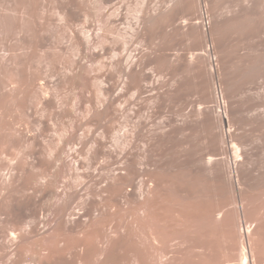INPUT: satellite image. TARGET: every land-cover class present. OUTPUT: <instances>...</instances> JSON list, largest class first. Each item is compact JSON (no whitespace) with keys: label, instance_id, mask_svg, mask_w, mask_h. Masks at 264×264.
Returning <instances> with one entry per match:
<instances>
[{"label":"rangeland","instance_id":"374dc122","mask_svg":"<svg viewBox=\"0 0 264 264\" xmlns=\"http://www.w3.org/2000/svg\"><path fill=\"white\" fill-rule=\"evenodd\" d=\"M22 1L25 0H0V16L6 18L5 25L0 27V41L5 32L9 76L15 81L21 68L31 74L38 70L35 75L39 83L45 82V93L55 94L73 115H60L52 121V127L47 126L37 134L31 128L28 140H24L15 130L23 128L28 120L26 112L30 110L33 113L34 105L26 99L24 92L8 91V130L5 136L0 128V152L5 151L0 158L8 165V169L0 172V264H245L238 247L249 249L252 239L259 241L257 252L254 250L253 253L254 264H264V26L256 16L242 28L228 34V38L231 36V49L225 48L224 36L213 34L215 48L210 52L216 68L213 73L205 64L201 65L199 73L189 69L181 71L182 64L172 68L174 85L171 97L167 103L164 100L154 107L160 110L168 108L166 110L172 117L171 113L180 110L182 105L199 100L204 107L201 119L203 132L208 123L220 117L224 120L225 114L228 121L222 130L230 127L234 137L221 150H209L227 161L231 149L243 140V128L246 131L244 140L253 148L251 160L242 167L243 180L240 183H229L222 174L218 178H212L209 172L202 176L194 175L192 181L188 183L185 180L182 187L153 191V195L150 191L152 207L150 205L145 210L137 211L124 202L117 208L113 207L110 212L117 214L119 219L95 225L93 220L106 210L103 206L95 208L97 215L89 216L82 210L74 212L70 219L74 231L69 237L55 239L51 234L52 228L48 227L26 232L23 238L11 240L9 233L14 227L26 226L34 215L46 214L41 204L42 196L26 186L30 173L40 171L42 158L47 159L50 151L59 144L67 152L75 150L73 162H77L78 169L68 175L73 179L68 180L65 176V180L71 182L87 174L83 168L86 169L89 159L93 160L90 150L95 139L99 140L102 134L109 132L107 142L116 138L122 140L123 122L118 124L99 118L93 110L95 98L99 95L95 82L99 83L104 78L101 64L109 63L115 53L120 55L126 46L153 47L158 51L159 59V54L171 57L178 49L182 53L190 52L199 44L191 35L182 38L161 29L154 37L148 30L139 29L136 20L144 13L141 12L142 2L150 12L155 7L168 6V0H164L165 6L163 0H149L150 3L148 0H86L84 7L76 10L78 16L75 15L74 28L84 30L85 35L93 38L95 43L92 47L97 54L101 48L104 52L103 58L88 63L92 80L83 93L79 84L62 83L46 72L47 68L57 67L60 59H70L73 55L69 31H65L62 22L53 23L51 13L52 5L57 9L62 6L71 9L73 0H39L42 2L40 11L21 4ZM117 14L116 21L112 17ZM137 29L140 33L134 36L133 31ZM115 43L118 44L115 46ZM123 44L127 45L122 47ZM32 48L37 50L35 57L32 56ZM147 63L154 67L156 58L153 56ZM38 65L40 70L35 68ZM101 82L106 81L103 79ZM83 94L89 98V103L82 99ZM124 95L122 99L126 100L128 97ZM170 135L168 127L162 135L166 145ZM176 138L183 147L184 136L176 135ZM64 141L68 144L65 145ZM32 150L34 156L30 158ZM179 157L185 165H190L186 152L180 153ZM229 171L235 174L233 169ZM134 193L129 191L132 196ZM239 193L244 194V198H250L252 194L256 196L261 205L257 217L248 219L251 206H245L244 210L240 208ZM241 232L247 234L249 241L247 237L243 241L237 239ZM66 246L72 247L73 251H63Z\"/></svg>","mask_w":264,"mask_h":264},{"label":"bare ground","instance_id":"6f19581e","mask_svg":"<svg viewBox=\"0 0 264 264\" xmlns=\"http://www.w3.org/2000/svg\"><path fill=\"white\" fill-rule=\"evenodd\" d=\"M85 2L86 0H73L71 9L64 6L57 9L54 5L51 6L53 23L60 21L65 31H69L73 55L70 59H60L57 67L47 68L46 71L50 77L62 83L79 84L83 93L92 80L88 63L97 58H103L104 52V49L101 48L97 54L92 47L95 43L93 38L85 35L84 30L74 28V21L78 16L76 10L84 7ZM168 2V6H165L164 2L162 3L164 8L158 6V8H154L155 11L153 9L150 12L147 9L148 6L146 7L142 2L141 12L144 11V13L139 20H136L140 26H138L139 29H146L153 36L156 35L157 30L161 29L169 30L182 38L185 35H191L192 39L199 44L195 45L190 52L182 53L178 49V52L176 51L171 57L159 54V59L158 51H155L153 47L142 49L143 46L136 48V45L131 44L132 47H135L132 48L123 44L122 47L126 46L127 48L121 49L123 52L120 51V55L115 53V57L113 56L109 63L101 64V70L104 71V78L101 81L104 79L106 82H95L99 95L95 98L93 110L99 118L108 119L118 124L123 122L124 126L120 134L122 140L116 138L107 142L110 139L106 138L109 132L102 134L99 140L95 139L90 150L93 160L89 159L85 166L86 169L83 168L87 174L84 178L77 177L75 181L71 180V182L68 180L73 178L68 175L73 174L72 170L78 169L76 168L77 162H73L76 158L75 150L67 152L59 144L53 151H50L47 159L42 158L38 168L40 171L30 173L28 181L26 180V186L32 187L42 196L41 204L44 205L46 214L34 215L26 226L14 227L9 233L11 240L23 238L26 232H34L48 227L52 228L51 234L55 239L61 236L69 237L74 231V228L70 226V219L74 212L82 210L89 216H92L93 213L97 215L95 208L103 206L106 210L93 220L95 225L114 218L119 219L117 214L110 212L113 207L117 208L120 203L124 202L137 211L145 210L152 204L149 199L150 191L153 195V191L167 190L169 187L180 185L182 187L183 182L186 180L190 183L194 175L202 176L209 172L212 178H218L222 174L226 181L235 184L243 180L242 167L252 158L250 157L252 146L244 140L246 131L243 128L241 129L243 142L241 141V144L239 143L237 147L231 149L230 159L226 158L227 161L211 154L209 150L211 148L221 150L234 137L230 127L222 130L223 125L228 121L225 114L224 120L220 117L214 122L208 123L203 132L201 119L204 107L199 100L196 99L182 105L180 110L177 109L178 111L171 113L172 117L166 110L168 108L160 110L154 107H156L155 104L164 103V100L167 103V99L171 97V89L174 85L171 69L178 64L184 66L181 70L183 72L189 69L199 73L202 64H205L211 73L214 72L215 64L213 65L210 57V52L215 48L213 34L224 36L225 48L231 49L232 41H230V35L228 38V34L242 28L253 16L259 18L261 25L264 26V0H168ZM21 4L29 5L35 11L42 9V2L39 0H25ZM159 5L161 4L159 3ZM118 15H114L112 18L115 17L114 20L117 21ZM206 20L208 21L206 22ZM5 22L6 18L0 16V27L3 28ZM133 32L136 36L139 35L140 30ZM3 36L4 38L0 41V128L5 136L6 130H8V91L24 92L26 99L34 105L35 111L33 113H30V110L26 112L27 122L23 128H18L15 132L24 140H28V132L31 128L35 134L38 131L43 132L45 127H52V121L55 118L63 114L71 116L73 112L66 110L55 94L45 93V82L39 83L35 75L38 70L31 74L21 68L16 74L15 81L10 78L5 32H3ZM131 39L133 41L135 37ZM208 43H210V47L205 48ZM116 44L118 43H115V46ZM36 52L35 48L31 49L33 57ZM153 56L156 58V63L154 67H151V63H147V60ZM38 64L40 65V63ZM21 65L24 63L21 62ZM39 65L35 68L39 69ZM124 94L128 97L126 100L122 99ZM82 99L85 102H90L86 94H83ZM127 126H129L128 129ZM186 126L188 128H185ZM168 127L171 135L168 137L166 145L162 141V135ZM176 135L184 136L183 147L176 140ZM64 144H68V141H64ZM182 152L187 153L190 161L189 166L185 165V162L179 157ZM0 154L1 156L5 155V151H1ZM33 156L34 150L29 154L30 158ZM31 168L34 167L31 166ZM3 169H8V165L1 157L0 172ZM229 169H233L235 174H230ZM65 176H68V180H65L67 179ZM4 188L7 189V183ZM129 191H134V195H130ZM243 195L240 194L239 206L241 209L251 206L250 215H252L248 216L250 217L248 219L251 220L259 213L261 205L257 202L254 194H250V198L246 196L244 198ZM152 201L154 200L152 199ZM1 211L0 204V216ZM236 234L238 235V233ZM246 235L241 232L237 239L243 241L247 237ZM250 241L252 242H249V249L233 243L235 246H239V256L243 257L245 264H254L253 253L259 246V241L256 242L253 239ZM69 250L73 251V248L66 246L63 249V251Z\"/></svg>","mask_w":264,"mask_h":264}]
</instances>
